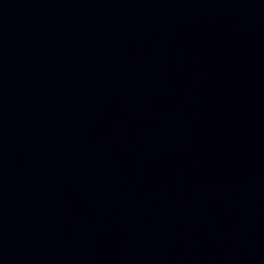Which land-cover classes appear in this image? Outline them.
<instances>
[{"label":"water","instance_id":"water-1","mask_svg":"<svg viewBox=\"0 0 264 264\" xmlns=\"http://www.w3.org/2000/svg\"><path fill=\"white\" fill-rule=\"evenodd\" d=\"M0 264H264V0H0Z\"/></svg>","mask_w":264,"mask_h":264}]
</instances>
